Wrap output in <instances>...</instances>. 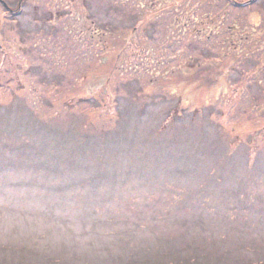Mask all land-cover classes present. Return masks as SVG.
I'll list each match as a JSON object with an SVG mask.
<instances>
[{"label":"rangeland","instance_id":"obj_1","mask_svg":"<svg viewBox=\"0 0 264 264\" xmlns=\"http://www.w3.org/2000/svg\"><path fill=\"white\" fill-rule=\"evenodd\" d=\"M246 1L0 2V191L111 206L116 264H264V0Z\"/></svg>","mask_w":264,"mask_h":264},{"label":"clouds","instance_id":"obj_2","mask_svg":"<svg viewBox=\"0 0 264 264\" xmlns=\"http://www.w3.org/2000/svg\"><path fill=\"white\" fill-rule=\"evenodd\" d=\"M111 206L88 210L74 202H49L14 188L0 191V247L30 264H116L109 246L113 225ZM107 260L90 259L99 253ZM71 256L72 259H67Z\"/></svg>","mask_w":264,"mask_h":264},{"label":"water","instance_id":"obj_3","mask_svg":"<svg viewBox=\"0 0 264 264\" xmlns=\"http://www.w3.org/2000/svg\"><path fill=\"white\" fill-rule=\"evenodd\" d=\"M2 3H3V5L5 6V7H7L8 8V6H7V4L5 3V1L4 0H0ZM248 1H252V0H248Z\"/></svg>","mask_w":264,"mask_h":264}]
</instances>
